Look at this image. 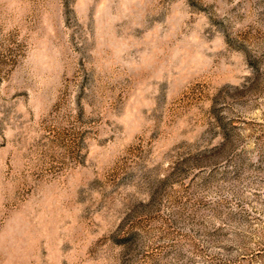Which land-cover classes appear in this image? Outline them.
I'll return each mask as SVG.
<instances>
[{
    "label": "rangeland",
    "instance_id": "rangeland-1",
    "mask_svg": "<svg viewBox=\"0 0 264 264\" xmlns=\"http://www.w3.org/2000/svg\"><path fill=\"white\" fill-rule=\"evenodd\" d=\"M0 264H264V0H0Z\"/></svg>",
    "mask_w": 264,
    "mask_h": 264
}]
</instances>
